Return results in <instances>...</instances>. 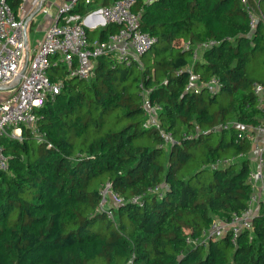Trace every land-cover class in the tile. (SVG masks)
I'll return each instance as SVG.
<instances>
[{"label": "trees", "instance_id": "16d2710c", "mask_svg": "<svg viewBox=\"0 0 264 264\" xmlns=\"http://www.w3.org/2000/svg\"><path fill=\"white\" fill-rule=\"evenodd\" d=\"M113 1L80 3L75 12ZM8 2L20 15L21 0ZM249 2L264 16V0ZM134 3L142 31L157 39L150 51L130 66L99 57L90 79L52 70L65 84L37 110L38 135L23 126L21 140L0 138L9 160L0 173V264H264V206L237 244L229 234L207 245L187 240L249 207L252 141L237 139L235 127H216L264 120L253 90L264 83L256 73L264 21L251 31L243 0ZM118 29L109 24L89 37ZM209 40L218 43L199 54ZM193 74L223 87L216 95L187 91ZM157 105L158 123L146 126L147 106ZM232 156L235 162L211 167ZM106 182L123 198L104 204L113 218L100 206ZM164 183L162 198L129 201Z\"/></svg>", "mask_w": 264, "mask_h": 264}, {"label": "built area", "instance_id": "2783aa9c", "mask_svg": "<svg viewBox=\"0 0 264 264\" xmlns=\"http://www.w3.org/2000/svg\"><path fill=\"white\" fill-rule=\"evenodd\" d=\"M41 0H32V6L37 8ZM151 1V0H148ZM247 4L249 17L251 18V31L256 27L259 19L264 16L258 14L249 0H243ZM21 11L25 9L21 0ZM135 0H114L110 5H101L88 8L84 13L75 12L80 3L86 6L93 5V0H63L57 6V11L52 23L47 27L43 37L29 50V64L16 82L13 88L4 90L5 95L0 99V138L10 136L22 139L23 126L31 128L38 135L37 110L40 109L49 98H54L62 92L65 78L52 77L51 71L58 68L66 70V77L78 79H90L95 74L97 59L109 57L112 66L123 63L130 66L134 60L150 51L157 39L142 31L141 12L133 10ZM40 11L45 14L49 7L44 6ZM25 17L17 15L8 0H0V86L10 85L18 76L23 61L25 48L24 28ZM109 24L119 25V29L109 34L106 39H91L90 30H98ZM29 31V28H28ZM218 41L209 40L199 45L200 48H210ZM191 44L186 43L189 48ZM194 60L198 58V52L194 51ZM186 70L193 73L192 66H186ZM254 94L256 102L264 112V83L255 82ZM186 90L196 94L206 89L210 94L216 95L221 90L222 82L213 77L208 81L199 82V76L193 74L192 80L186 84ZM156 108H146L149 117L146 126L157 124ZM237 128V139H248L255 145L254 153L257 161L255 168H250L248 182L253 187L249 198V207L234 215L229 220L214 219L208 228L197 238H188L189 246L207 245L210 239L217 240L229 234L234 244L241 232L253 230L254 219L260 213L259 208L264 206V120L257 125H246L239 121L221 124L217 129ZM169 141L173 138L170 134H164ZM257 139H261L259 142ZM251 158V156H250ZM237 160L236 156L222 157L211 164L212 168L229 165ZM9 160L4 153L3 145L0 143V173L8 170ZM167 184L162 186L148 187L143 193L137 194L129 201L133 204L144 205L145 196L156 194L162 198L166 194ZM102 200L100 206L113 218V210L106 203L113 206L123 202V198L112 191L111 183L106 182L101 189ZM105 204V205H104Z\"/></svg>", "mask_w": 264, "mask_h": 264}, {"label": "crops", "instance_id": "0c3cea01", "mask_svg": "<svg viewBox=\"0 0 264 264\" xmlns=\"http://www.w3.org/2000/svg\"><path fill=\"white\" fill-rule=\"evenodd\" d=\"M62 1L63 0H59V2H62ZM31 2L32 0H25L24 2L25 9L23 11H20L19 13L22 17L28 18L32 14V12L35 11L36 8L32 6ZM44 4H45V7L46 6L49 7V12L45 14L43 11H39L36 15H34L29 25L28 40L30 41L31 47L35 46L39 42V40L43 37L47 27L49 26L50 23H52L51 21L57 11V5H55L52 1L46 0ZM97 6H101V4ZM197 50L199 54H201L202 47L200 48V46H198ZM4 95H5V92L0 91V99ZM257 140L261 142V139H257ZM255 146L256 144L255 145L252 144L251 151L249 152V156H251V159H252L251 168L252 167L255 168L257 164V161L255 159V153H254ZM259 211H260V208H259Z\"/></svg>", "mask_w": 264, "mask_h": 264}, {"label": "water", "instance_id": "95a60500", "mask_svg": "<svg viewBox=\"0 0 264 264\" xmlns=\"http://www.w3.org/2000/svg\"><path fill=\"white\" fill-rule=\"evenodd\" d=\"M46 0H41L38 5L37 8L35 9L34 12H32V14L25 19V28H24V40H25V48H24V53H23V61L21 63V67L20 70L18 72V76L14 79V81L8 85V86H0V91H4V90H8L14 87V85L16 84V82L21 78V76L24 74V72L26 71L28 64H29V50H30V41L28 40V28L30 25L31 20L33 19L34 15H36L41 8L44 6L43 4L45 3Z\"/></svg>", "mask_w": 264, "mask_h": 264}, {"label": "rangeland", "instance_id": "374dc122", "mask_svg": "<svg viewBox=\"0 0 264 264\" xmlns=\"http://www.w3.org/2000/svg\"><path fill=\"white\" fill-rule=\"evenodd\" d=\"M49 1H52L57 6L60 3L59 0H49ZM101 28L102 27L98 28V30H100ZM256 68H257L256 73L259 76H263L264 77V54L263 53H260V55H259V58H258V60L256 62ZM215 219H217V217Z\"/></svg>", "mask_w": 264, "mask_h": 264}]
</instances>
